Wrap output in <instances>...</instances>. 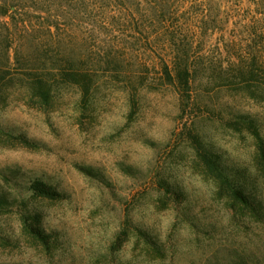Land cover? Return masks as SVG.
<instances>
[{
  "label": "rangeland",
  "instance_id": "374dc122",
  "mask_svg": "<svg viewBox=\"0 0 264 264\" xmlns=\"http://www.w3.org/2000/svg\"><path fill=\"white\" fill-rule=\"evenodd\" d=\"M169 2L191 29L216 20L192 42L197 62L239 61L227 47L247 30L231 19L249 0ZM59 23L14 43L53 48L78 34L96 54L121 51L111 18ZM143 65L129 81L125 66L94 58L88 95L66 85L48 105L20 86L0 92V264H264V90L200 78L185 109L159 66Z\"/></svg>",
  "mask_w": 264,
  "mask_h": 264
},
{
  "label": "trees",
  "instance_id": "16d2710c",
  "mask_svg": "<svg viewBox=\"0 0 264 264\" xmlns=\"http://www.w3.org/2000/svg\"><path fill=\"white\" fill-rule=\"evenodd\" d=\"M248 3L252 9H246L247 13L226 18L247 30L248 40L239 46L231 42L234 45L227 47V53L239 61L225 65L197 62L192 43L197 35H209L216 20L203 16L191 29V21L184 24L183 17L172 14L169 0H0V92L20 86L31 98L48 105L61 87L79 85L86 97L95 73L83 65L97 58L105 64L125 66L122 73L129 81L146 75L139 64L159 66L163 78L177 88L185 109L191 106L193 84L200 78L222 79L236 90L254 94L264 90V0ZM83 17L111 18L122 29L121 51L96 54L78 34L76 39L68 35L60 38L61 43L69 45L53 48L14 43L17 34L26 39L38 32L36 28L52 37V27L62 26L59 19ZM198 154L207 168L226 183L227 178L209 153L199 149ZM30 188L41 196H57L40 182Z\"/></svg>",
  "mask_w": 264,
  "mask_h": 264
}]
</instances>
